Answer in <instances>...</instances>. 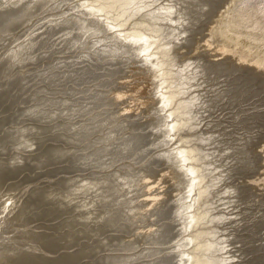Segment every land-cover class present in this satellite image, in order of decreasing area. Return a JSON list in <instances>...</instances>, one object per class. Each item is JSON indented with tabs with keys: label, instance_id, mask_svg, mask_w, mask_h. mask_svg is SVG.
<instances>
[{
	"label": "bare ground",
	"instance_id": "bare-ground-1",
	"mask_svg": "<svg viewBox=\"0 0 264 264\" xmlns=\"http://www.w3.org/2000/svg\"><path fill=\"white\" fill-rule=\"evenodd\" d=\"M72 1L74 2L72 3ZM213 1L216 2V0H0L1 38L2 35L4 36L5 34L12 36L14 33L13 36H15V34H17L15 33L16 31H21L22 27L27 22L36 18L40 13L46 11H50V13H58L57 10L61 13V10H67V12L62 13L60 17H57L54 23L47 25L46 30L35 34L28 41L22 36V39L19 40L15 47L11 48L10 46V51H7L10 54L13 53V61L18 67H23V65L26 66V64H34L40 61L44 62L43 60L53 58L54 52H59V54L64 52L75 53V58H70L69 60L60 57L58 62L54 63L56 65H53L47 71L45 70L46 72L44 74L42 72V74L38 73L37 75L31 76L25 75L23 72L20 74L17 71L20 75L17 78L15 76L16 80L14 81H16V84L19 83L21 85L20 92L23 90H26L25 93L28 92V90L31 89L30 85L33 82H36L37 79L43 78L46 79L48 83L50 82V87L52 86L53 90L57 87L63 90L64 84L68 82L70 84L68 89L73 98H77L81 92L82 95L83 92L86 93L82 97L78 96L80 99L76 101L73 99L75 101L72 103L73 105H68L70 108L68 107L69 109L63 110V112H50L48 108L45 107V105L51 104L48 102H43L39 106H33L32 108L21 103L22 106L19 105L20 107H16L15 105L18 109H15L17 111L12 116L0 121V152H2L0 155L6 156L2 159L3 161H0V189L9 183L10 185H14L22 182L27 179L28 175L31 173H33V175L35 173L39 174L43 172L54 173L58 168L50 171H45V169L55 165L58 167L61 162L69 160V158L75 154L73 153V149L72 151L70 149L69 153L66 154L63 150L52 146L47 150L43 149L45 153L40 158H21L13 156L10 152V149H12L13 146L19 148L25 145H37V147L42 149L43 138L41 139L39 137L35 138V140L26 142L23 139L26 135L25 132H28L30 135L37 134L39 136L41 133L45 134V131L50 130V132H53L51 135L54 138V130H57L55 134L57 133L58 135L63 128L59 123V125H56L55 127L54 120H58L64 115L68 117L76 116L77 119H80L92 114V112L95 114L96 110L100 111L105 108L111 109L113 106L112 104L115 101L122 103L125 102L117 113L110 114L102 119L100 118L101 120H97L96 122H91L92 119H87L90 123H86L87 120L85 119V123H82L81 125L77 124L79 126L70 123L74 127L72 135L76 138L74 139L72 137L73 139L70 140V142L73 146L85 143L84 148H86V144L88 147V149H84V152L86 153H83V156H80V153L78 156H74L76 158V160H74L75 162L73 161L74 170H91L93 168L104 171L106 168H114L122 161H125L127 166L132 165L130 164L131 162H137L136 164L138 165H143L145 162L143 165L146 166L145 169L147 168L149 173L154 175H149L147 172L146 174L149 176L143 178L145 180V191L150 192L157 187L161 188L159 190L163 191L164 188H166L165 190L167 191V188H170L169 194H166L165 196L164 193L166 192L160 194L162 191L156 195L155 192L158 191L156 190L153 195H148L147 199L145 197L148 209L146 211L144 210V213L151 212V209L153 210L152 212L154 215L155 213H158V215H160L159 219L157 217L158 223L156 224H158V227L155 226L157 229H154V231L145 230L143 232L147 231L146 233L139 234L140 236L137 235L138 238L136 240H132L133 242L130 241L131 243L138 244L139 247L142 245L146 247L148 242H150L148 248L142 246L143 249L140 248V253H135L139 257H136L134 254V251H136L135 248V250L132 249L133 252H131V250L129 251L132 255H135L134 258H136V260L141 258L135 262L131 261L134 262L132 264L233 263L236 258L233 257L234 260L232 261L233 258L231 259V256H238L240 254V252L238 253L231 248L233 246L227 247L233 245L231 243L233 242V239L232 241H229L231 238H227L228 242H230L229 245H227L228 243H225L226 241H222V238L219 239L221 241L218 240V242V238L216 239V237L219 236L218 234H220V232L217 231V226L211 228L212 226H209V224H213V221L217 218V215H214V220H211V213L215 211L216 213H213L217 214L218 211L216 209L217 203L215 204L214 202L216 201L215 199H217L218 194V196L226 195V198L228 195L230 196H228L229 198L226 200L223 199L224 197L221 198V196L220 198L223 202H220V206H222V203L223 205L226 203L225 207H229L228 205L231 206L230 202L232 201L235 205L238 203L239 207L241 204L243 205L242 207H244V204L250 205V203H254L255 205H252L251 208H259L261 210L264 208V132L259 130L261 129L259 127L264 126L259 124H263L264 122V88L261 87V84L264 82V10L262 7H259L257 2H255L256 0H232L233 2L227 9L229 16H223H226L228 19L226 18L227 21H225L226 19L224 20L223 18L225 21L223 23L220 16L227 13L221 14V12L217 10L222 7H224L222 9L225 10L228 1H225L226 6H223L221 2L220 6L222 7H219V9V5L215 6V2ZM87 3H89V5H87ZM217 3L218 2H216V5ZM69 4L71 5L70 7H68ZM54 10L56 12H51ZM213 12H216V15L211 16L213 15ZM208 15L210 17L209 19L207 18ZM217 19H219V22ZM210 26H212V33L216 31L219 32L220 28V35L224 38V43H219V45H216L218 42L216 44H209V39L205 38L203 40L205 50L201 45L198 46L199 48H202V51L204 50L203 53L196 52L198 54L194 56H185L184 53L187 52V49H191L196 43H199V41L203 39L205 27L208 29ZM40 29L41 28H38V30ZM217 32L213 34L215 35L214 37H216ZM8 36L7 39L9 40L10 37ZM13 36L11 38H13ZM7 42L8 41L6 40V45H8ZM21 42L23 43L19 44ZM6 45L4 47H7ZM172 45L173 47H171ZM167 46H169L170 49L167 48ZM175 53H177L176 55L179 57L173 55ZM6 54L2 56L0 55V60L5 57V61H0L3 62L0 64V78H3L5 71L10 69V55L7 57L8 55ZM216 54H219V56L214 57ZM208 56L211 59L208 58ZM61 61H69L68 65L71 67L70 72H62L61 66L65 63H59ZM190 67H193L194 70L192 71V68ZM184 68L186 69L185 72H188V70L189 72L190 70L192 71L189 80H191V78H193V80H191L192 82L189 81L191 86H189L190 84L188 85L189 87L193 86L192 89L196 93V96L192 99L188 97V92L189 90L191 91V88L188 89L189 87L185 84H188L187 77L189 76V73H185L187 76L185 77L186 79L179 74V71L182 73L184 72ZM13 70L15 72V69ZM122 70L126 71V76L122 77V79L120 77L121 87L118 86L119 88H117L116 86L117 89L108 90V93L110 92L109 94H104V92H106L105 89L107 90V84L110 81L106 83L107 86L103 85L104 82H101L102 84L100 83V86L95 85L97 83L99 85V82L107 76H117V74H122ZM10 74L12 77L13 72ZM178 75L183 77V81L187 80L186 82H182L185 84V86L183 85L184 87L180 83L181 80L178 81L180 84L175 82ZM178 78L180 77L178 76ZM119 80H117L118 82L116 81L118 84ZM10 81L12 82V80ZM109 85H111V83ZM13 86L14 85H12V88ZM100 87H104L105 89L101 88L102 91ZM245 87L248 89L247 92L245 91ZM255 87H259V90ZM243 88H245V90ZM254 88L256 89V91H254L256 92L255 94L253 92V90H255ZM14 89L15 88H13V90L11 89V91L7 88L5 90L4 88L3 90L0 89V115L2 112H6L10 108L13 110V107L11 106L16 103L15 99L18 97L17 93L19 92L18 89ZM226 89L228 93H222L224 90L226 91ZM91 90L96 92L91 94L89 93ZM238 90L240 91V93L238 92L240 95L235 96L233 94L235 97L232 96V98L230 95L228 98H225V94L229 95ZM190 95H192V93ZM223 95L225 96L222 97ZM245 95L248 96L247 99L245 98ZM7 96L10 101L6 100L9 102L8 104H6V102L4 105ZM238 96H241L240 101L238 100ZM236 97H238V99H236ZM248 99L250 100L248 101ZM245 102H247V104H244L243 106L242 103ZM251 103L254 107L248 109ZM56 104H60L62 107L64 106L63 103ZM47 110L49 112H47ZM113 111L115 112L116 110L114 109ZM227 111H230V113L228 112V114ZM101 112H106V109ZM16 113H19V116L25 118L31 116L30 119H34V116L37 118L43 114V117H47L48 119H43L42 117V121L44 120L43 123L45 124L44 127L40 126V128L38 125L34 128L35 126H31V129L29 128L28 130V128H26L27 130L21 132V134L15 130L13 131L11 128L6 129L7 131L3 134V129L6 124L12 123L13 120L15 121L17 119ZM236 113L237 116L235 117ZM94 114L91 117H96ZM140 114L148 115L144 116L146 117V121L144 120V122L142 121L143 123H138L133 120H126L121 125L118 124L120 128L118 126L110 127L112 129L113 127L115 128L109 133L106 131L108 134L105 135L106 139L103 137V140H99L104 142L105 140H115V142L106 143L107 145L99 144L102 146L96 147L94 149L95 151H91V147L93 148L95 144L100 142H96L97 139L91 140L90 142L89 140L91 137L96 133L107 129L109 125L117 120L118 116H123L129 119ZM225 114L227 115V121L225 119L223 120L227 122V128L230 129H225L226 133L220 135L217 131L218 128L212 126V121L215 120L213 118H216L217 120L221 117L225 118ZM230 114L233 115L231 116ZM37 120L41 121L40 118H37ZM198 120L201 121L200 124L203 122L201 124L203 125V128L208 126L209 128H206L209 130L204 131L199 127L204 132H197L195 128L199 126V123L197 122L198 125L196 123ZM256 120H258L257 123L259 127L257 128H259V134L256 132L257 128L256 131H254V126H258L256 125ZM223 125H225V123L221 126ZM233 128L237 129V131L232 130ZM259 131L262 134H260ZM123 132L125 133L122 137L121 135ZM237 132H239V134H236ZM1 134L3 136H1ZM46 163H49L50 165L40 167V165ZM160 165H163V168L156 171L155 169H159ZM116 167L114 169H117ZM145 169L141 168L139 172ZM113 172L109 175L97 174L100 175L99 179L94 176L93 180L91 179L92 176L90 179H86L92 181L89 182V187L91 186V191H93H90L91 193L89 194L92 196L95 190L96 198H94L95 200L91 198L92 201L87 203V200L89 199L87 196L88 199H85L83 202L84 206L81 205L82 211L85 212L93 203H95V205L102 204L100 206L102 207L103 203L107 202V205L111 204L110 206L106 205L108 209L105 210L108 211L103 212L104 209L103 211L100 210L103 214H100L101 212L99 213V211L98 214L93 213V210L92 213L88 214V211L87 215L83 216L84 219L81 217L82 222L80 217L79 219H77L78 216H76L77 218L74 217L71 222L66 224V230H62L64 227L62 228L60 226L62 229L59 230L63 231L60 232L61 235L55 233L58 232V230H53L52 227L51 229L54 232L51 233L52 230L50 229L52 236L47 233L49 232L48 230L45 232V229H47V223L44 227L45 229L41 228V226H43L41 223V226L39 225L38 227L37 224L35 226H32L31 224L40 221L41 219L46 220L45 217H47V219L48 217L49 219L50 217L52 218L58 213V210L59 215L60 212L61 214H65L68 210L74 211V209H76V199H79L78 197L80 196L78 193H81L82 189H87L88 185L86 186L85 184L88 183L86 182L84 184L85 186L82 184V186L77 187L76 189L74 188L75 190L73 191V194H71L70 191V189H72L70 188L72 185H69L70 180H66L68 182H61L59 186H53L52 189L48 187L49 189L43 188L38 191L33 190L30 195L28 194L29 196H27L22 203L20 202L21 204L15 210L9 212V215L11 216L9 220V216H4L1 220L6 226L7 223H9L13 228H10L11 230L3 228L4 231L1 233L2 238L0 239V245H2L1 243L4 245V242H8V240L11 241L16 239V242L14 243H19L17 245L21 249H16L15 246L13 249L4 251L1 246L0 264H79L84 258L85 260L90 258L88 256H91V254L96 253L97 255L98 252H103L108 249V252L114 249L113 251L116 255L115 250L118 248V251H120L123 241H118L117 238L116 240H113L111 239L113 236L110 238L108 234V239L107 237H103L107 242L105 241L102 243V241L101 244L98 243L99 246L98 244L97 246L95 245L97 249L93 246L94 243L91 249L89 245H86L89 243L85 244L80 241L83 239L84 242L85 240L89 241L88 238L96 236L99 232H104V230L106 231V229L100 231V228H103L101 225H98L97 227V224L104 221L105 218H107V222H104L106 224L104 228H107V230H114L117 227H120V230L124 231L128 228L126 225L128 223L124 221L130 220L129 215H131L132 211L130 207L133 202V197L138 192V172L136 174H131L129 172L122 173V171L120 173L119 171L117 173ZM257 172L260 173V176L257 175L259 178L255 179V181L251 180L249 176ZM10 185L6 187L10 188ZM67 190L70 191V194H68L69 192ZM222 190H224V194H222ZM84 196H86V194H84ZM8 199L6 201H8ZM177 199L181 203H179V201L176 202L175 200ZM170 202H172L171 204L176 202L175 207L171 206L174 210L170 207H166ZM14 203L16 204V202ZM95 205L93 204V207ZM123 205L125 207H123ZM238 205L235 206V209H237L236 207ZM232 206L228 208V210L232 209ZM6 207H3L4 210ZM242 207H240V209ZM96 209L98 210L100 208L96 207ZM239 210L238 212L240 214ZM255 210L253 211L254 213L256 212L259 216L261 215L258 219L263 218V212L260 214L257 212L258 210ZM54 211H56L55 214ZM246 211H248V208ZM262 211H264V209ZM159 212L162 213L159 214ZM242 212L245 213L243 210ZM109 213L110 215L108 216ZM254 213L251 212L250 214L253 216L256 214ZM250 214L249 218L251 217ZM243 216L246 217L248 214ZM254 217L257 218V216ZM53 218H55V216ZM242 218L243 217L238 219L242 220ZM175 221L179 224L177 225ZM219 221L217 220L218 225L220 224L225 227L230 224V227L228 225L227 227L229 228L224 227L225 229L221 226V236L224 233L228 234L232 232L231 234H236L239 231H237V229H230L233 228L231 225H235L239 221L236 220L235 224H231L232 221L229 222L230 219L227 222L225 221V224L221 222V219ZM242 221H240V225L238 223L237 225L242 226L244 224ZM251 221L246 220V222ZM128 222V225H130V221ZM259 223L256 224L255 222L253 224H256L257 226ZM80 224H82L83 227H86V225L88 226V224H91L92 226L94 224V226L89 228L88 231H85L84 229L82 230V226H79ZM18 225L21 226V228H26L19 229ZM30 225L32 227H30ZM249 225H251V223ZM78 226L81 228H78ZM260 226L261 227L258 225L257 227L259 228H255L253 225L254 229H256L255 231L259 230L255 238L262 236L258 234L259 232H264L262 229L264 227L263 223H261ZM58 227L59 225L55 228ZM244 227L245 225H243V228ZM49 228L50 227L48 226V229ZM227 230H229L228 233ZM102 233L101 235H103ZM243 233L238 232L237 235ZM247 233L250 234V232ZM53 234L59 235H55L56 237L54 238ZM252 235L247 239L251 240L250 237ZM257 235L259 236L257 237ZM146 237L149 241H143ZM109 238L111 240H109ZM234 238H237V240L239 239L238 237ZM242 238H244V236ZM241 240L242 239L238 241ZM251 241H249V243L247 242V244H251ZM78 242L83 243V246H80L82 243L79 245V247H81L79 249L80 252L79 250L77 251L78 253H75L76 250L75 252H66L67 250L64 252L62 250H65V248L72 250L70 248L75 246ZM126 242L128 243V241ZM126 242L124 241L123 247H126ZM255 242L253 241V243ZM261 242L264 244L263 241ZM25 243L31 244V247L32 245L39 247L42 249L41 251L43 254H41V252H36L38 249H33L35 248L34 246L32 251H26L27 249L23 250ZM120 243H122V245ZM245 243H241L243 244V247ZM256 243H259V241ZM241 244L238 243L237 246L234 242V246L236 245L237 247H241ZM131 245L133 244L128 246ZM87 246L89 248H86ZM245 246L248 247L249 245ZM105 247L107 249L104 250ZM248 248L250 249V247ZM256 248H258V246L255 247V249ZM127 249L128 248L126 247V250ZM238 249V251H240V248ZM242 249H244V251L247 250L246 248ZM16 250H19L20 252H17ZM126 250L124 248V251ZM252 250L253 249L251 248V253L253 252ZM232 251L235 253L237 252L236 255L234 252L232 253ZM263 251L264 250L261 252ZM57 252L59 253L56 254ZM248 252L249 251L247 250L246 252H242V254L244 253L246 256L249 254ZM256 252L259 253V251ZM106 253L104 252V254ZM111 253L110 255L112 256L113 254ZM18 255H20L19 258L15 257ZM252 255L255 256V254ZM239 257H237V261H240ZM247 257H250V254L249 256L247 255ZM255 257L257 258L258 256ZM262 257L257 259H263L264 262V257ZM108 258L106 259L108 260ZM116 258L115 261L109 260V262L100 259L101 262H95L92 264H117L119 261L120 264L123 263L121 262V258L116 262ZM127 258H125L126 261L128 260ZM103 259H105V257ZM240 259H242V257ZM255 259L252 258L251 262L254 263ZM122 260L125 261L124 259ZM13 261L14 263H11ZM91 261L88 263L91 264ZM94 261H97V259ZM241 263L243 264L245 261ZM236 264L238 263L236 262Z\"/></svg>",
	"mask_w": 264,
	"mask_h": 264
},
{
	"label": "rangeland",
	"instance_id": "rangeland-1",
	"mask_svg": "<svg viewBox=\"0 0 264 264\" xmlns=\"http://www.w3.org/2000/svg\"><path fill=\"white\" fill-rule=\"evenodd\" d=\"M177 1V0H176ZM201 1H204V0H201ZM207 1H210V0H207ZM228 1V3H229V1L230 0H219V1H217L216 0V2H218V3H220V4H218L217 3V5H216V2L215 1H213V2H215V6H218V9H219V7H222V6H220L221 5V2H222V5L223 6H226L227 5V8L225 7V10L224 9H222V8H224V7H222L221 9H219V10H217V11H219V12H221V14L222 13H227V14H223V15H221L220 16V19H222L221 21H223V23L225 22V21H227V17L229 16V12H227V9L229 8V5L233 2L232 0L230 1V3L228 4H226V2ZM74 1H72V3H73ZM224 2V3H223ZM255 2H257L258 3V5H259V7L261 8L262 7V9L264 10V0H256ZM226 4V5H225ZM87 5H89V3H87ZM71 5L69 4V6L68 7H70ZM197 6H198V4H197ZM192 10H194V9H192ZM222 10V11H221ZM58 11V13H50V11H46V12H43V13H40V14H38L37 15V17L36 18H33L32 20H30L29 22H27L23 27H22V29H21V31L20 30H18V31H16L15 33H17V34H15V36H13L14 35V33H13V38H11L12 36H8L7 34H5L4 36H5V38H4V36L2 35V38H1V36H0V47H1V49H0V55L2 56V55H5L6 54V52L9 50L10 51V46H11V48H13V47H15V45L19 42V40H21L22 39V36L26 39V41H28V40H30L35 34H37V33H39V32H42V31H44V30H46V28H47V25H49L50 23H54V21L56 20V18L57 17H60L61 15H62V13H64V12H67V10H65V11H63V10H61L62 12L60 13V11L59 10H57ZM216 11V12H217ZM51 12H56L55 10L54 11H51ZM216 12L214 13H212L213 15H211V16H214V15H216ZM42 14V15H41ZM40 15V16H39ZM49 15V16H48ZM54 15V16H53ZM57 15V16H56ZM224 15H228L227 17L225 16V17H223ZM51 17V18H50ZM53 17V18H52ZM207 18L209 19L210 17H209V15L207 16ZM223 18H224V20H223ZM214 20V19H213ZM215 21V20H214ZM217 21L219 22V19H217ZM207 22H208V20H207ZM213 26V25H212ZM212 26H210V27H208V29H206V27H207V25H206V27H205V30H204V36H203V39H201L200 41H199V43H196L195 44V46H193L191 49H187V52H185L184 53V55L185 56H187V57H189V56H194V55H196V54H198V53H203L204 52V50H205V45H204V43H203V40L205 39V38H207V39H209L208 40V42H209V44L210 43H212V44H216L217 42V44L216 45H219V43L220 44H223L224 42V38L222 37V35H220L221 34V31H220V28H219V32H217V34H216V37H214L215 35H213L214 33H216V32H214V33H212L213 32V30L211 29V27ZM38 28H41L40 30H38ZM36 31V32H35ZM18 33H19V35H18ZM219 33V34H218ZM120 34V33H119ZM8 37H10V43H9V40L7 39V36ZM17 35V36H16ZM220 35V36H219ZM215 38V39H214ZM5 41H4V40ZM6 40L8 41L7 42V44L8 45H6L5 43H6ZM24 42V41H23ZM23 42H21V43H19V44H22ZM222 42V43H221ZM3 43V44H2ZM12 43V44H11ZM179 44V43H178ZM7 46V47H4V46ZM174 45V44H173ZM173 45L171 46V47H173ZM201 45V47L204 49L203 51H202V48H199L198 46H200ZM175 46H176V44H175ZM228 46V45H227ZM6 50H5V49ZM167 48H169L170 49V47L169 46H167ZM2 50V51H1ZM5 51V52H4ZM8 51V52H9ZM1 52H3V53H1ZM7 52V54L6 55H8L7 57H9V55H10V57H9V62H11V65H10V69H7L6 71H5V74H4V76H3V78L1 77L0 78V80L2 79V80H4L5 78V80L4 81H2L1 80V84H0V89L1 90H3V88H4V90L7 88L8 90H10L11 91V89L13 90V88H15L16 89V87H17V85H18V87H17V89H18V93H17V96L19 97V98H21V99H19L18 97L15 99V104H13V106H11V107H13V110H12V108H10V109H8L6 112H2L1 113V115H0V121L1 120H3V119H5V118H8L9 116H12L17 110H15V109H18V108H16V107H20L19 105H21V103H24V105L25 106H28V107H30V108H32L33 106H39L40 104H42L43 102H48V103H51L50 105H45V107H47L48 108V110L50 111V112H52V111H54V112H57V111H60V112H63V110H66V109H69L70 107L68 106V105H73L72 103H74L76 100H78V99H80V97H82V96H84L86 93L85 92H83V95H82V92H81V94L80 95H78V96H80L79 98H78V96H77V98L75 97V98H73L72 97V94H71V92L69 91V83L68 82H66L65 84H64V87H63V90H61V88H54V90H53V87L51 86L50 87V82L48 83V81L46 80V79H37L36 80V82H33L31 85H30V90H28V92H26L25 93V91L26 90H23L22 92H20V88H21V85L18 83V84H16V81H14V80H16V78L21 74V72H23V73H25V75H31V76H34V75H37L38 73L40 74H42V72H43V74L49 69V68H51L53 65H56V64H54V63H57L58 62V59L60 58V57H64L65 59H70V58H75L74 56V54L75 53H69V52H64V53H60L59 54V52H54V55H53V58H49V59H46V60H43L44 62H37V63H34V64H26V66L25 65H23V67H21L20 65V67H18V65L17 64H15V62L13 61V57H12V55H13V53H8ZM196 52H198V53H196ZM177 53H175V54H173V55H175L176 57H179V56H177L176 55ZM210 54H211V52H210ZM209 54V55H210ZM219 56V54L217 55H214V57H218ZM6 57V58H7ZM12 58V59H11ZM208 58H210L209 56H208ZM2 60H0V61H5L4 59H5V57H3V58H1ZM64 59V60H65ZM211 59V58H210ZM188 60H189V58H188ZM13 62V63H12ZM62 62H64L65 64H62V66H61V70H62V72H70L71 71V67L68 65L69 64V61H61V62H59V63H62ZM1 63H3V62H0V64ZM17 63V62H16ZM13 64H15V65H13ZM12 65H13V68H12ZM17 65V66H16ZM193 65V64H192ZM194 67V66H193ZM193 67H190V68H192L191 70L193 71L194 69H193ZM189 68V69H190ZM195 68V67H194ZM13 69H15V72H14V70ZM185 69V68H184ZM13 70V71H12ZM23 70V71H22ZM46 70V71H45ZM127 70V69H126ZM183 70V69H182ZM190 70V72H189V70H188V72H185L186 71V69L184 70V72L182 73V72H180L179 71V74H181L183 77H184V79H186L185 77H187L186 76V74L185 73H189L188 75V77H187V80H188V84L187 83H185L187 86L190 84V82H192L191 80H193V78H191V80H189L190 78L189 77H191L190 75H192L191 74V71ZM20 73H18V72ZM25 71V72H24ZM124 71V72H123ZM9 72V73H8ZM11 72H13V74H12V77H11ZM7 73V74H6ZM121 73L122 74H120V75H118L117 74V76H107V77H105V79H106V81H105V79H103L102 81H100L99 82V85H98V83L97 84H95L96 86H100L102 83L101 82H104V84L103 85H106V83H108L109 81V83L106 85L107 86V90L104 88V87H100V89L101 88H103V89H105V91L106 92H104V94H109L108 93V90H110V89H117V88H119V87H121V79H122V77H125L126 76V71L125 70H122L121 71ZM125 75H124V74ZM16 74H18V75H16ZM123 75V76H122ZM181 75H178L180 78H178V76H177V80L175 81L176 83H178V84H180L181 83V85L183 86H185V84L184 83H182V82H186L187 80H185V81H183V77L181 76ZM185 75V76H184ZM8 76V77H7ZM15 76H16V78H15ZM14 77V78H13ZM113 77V78H112ZM120 77H121V79H120ZM182 77V78H181ZM9 78V79H8ZM13 78V79H12ZM108 78V79H107ZM117 78V79H116ZM120 79V80H119ZM7 80H8V82H7ZM10 80H12V82L10 81ZM38 80H39V82H38ZM42 82H41V81ZM117 80H119V84L117 83L118 81ZM179 80H181L180 81V83L178 82ZM117 81V82H116ZM190 81V82H189ZM7 82V83H6ZM101 83V84H100ZM111 83V85H109ZM113 83V84H112ZM264 83V82H263ZM261 84V87L262 88H264V84ZM193 84V83H192ZM4 85V86H3ZM12 85H14L13 86V88H12ZM19 85H20V87H19ZM10 86V87H9ZM116 86H117V88H116ZM119 86V87H118ZM183 86V87H184ZM189 86H191V84L189 85ZM188 86V87H189ZM115 87V88H114ZM261 87H260V89H261ZM191 88V91L189 90V95H188V97L190 98V99H192L193 97H195L196 96V93H195V91L192 89L193 88V86L192 87H189L188 89H190ZM246 88V87H245ZM245 88H243L244 90H245ZM257 90H259V87H255ZM254 88V89H255ZM14 89V90H15ZM16 89V90H17ZM53 91H52V90ZM256 89L255 90H253V92L254 91H256ZM102 90V89H101ZM240 91H242L241 89H239ZM237 91V92H235V93H232V94H225V95H223L222 97H224L225 96V98H228L230 95H231V97L233 96V97H235V96H237V95H240L239 93H240V91ZM55 91V92H54ZM61 91V92H60ZM103 91V90H102ZM246 92L248 91V89L246 88V90H245ZM24 92V93H23ZM38 92V93H37ZM51 94H50V93ZM94 92H96V91H92L91 90V92H89V93H94ZM192 93V95H194V96H192V95H190L191 93ZM228 93V91H227V89H226V91L224 90L222 93ZM239 92V93H238ZM23 95H22V94ZM40 93V94H39ZM88 93V94H89ZM193 93H195V94H193ZM238 93V94H237ZM256 92H254V94H255ZM37 94V95H36ZM235 96H234V95ZM253 94V95H254ZM36 95V96H35ZM88 96V95H87ZM191 96V97H190ZM246 96V95H245ZM255 96V95H254ZM8 97V96H7ZM6 97V99H5V101H4V105H5V103L6 104H8V102L10 101L9 100V97L7 98ZM230 97V98H231ZM232 97V98H233ZM238 97H239V99H238ZM238 97H236V99H238L239 101L241 100V96H238ZM224 98V99H225ZM246 99L248 98V96H246L245 97ZM244 98V99H245ZM75 101H74V100ZM6 100H9V101H6ZM250 99H248V101H249ZM17 101H18V103H17ZM21 101V102H20ZM247 101V100H246ZM30 102V103H29ZM40 102V103H39ZM116 102H117V104H116ZM56 103H63L64 104V106L62 107L60 104H56ZM119 103H121V104H119ZM53 104H54V106H53ZM123 104H125V102H118V101H115L112 105H110V106H112L111 107V109L110 108H105L106 109V112H101V111H103V110H105V109H101L100 111L99 110H96V112H95V114L92 112V114H89L88 116H85V117H83V118H76V116H71V117H68V116H63L62 118H59L58 120H54V125H55V127H56V125H59V124H61V126L63 127L62 128V130L60 131V133L57 135V133L55 134V132L57 131V130H54V138L52 137V135L51 134H53V132H50V130L49 131H45L44 133L45 134H40L39 136L36 134V135H30L28 132H25V136H24V140L27 142H29V141H32V140H35V138H43L42 139V145L43 146H41L42 147V149L40 148V147H37V145L36 146H23V147H19V148H15L14 146L12 147V149H10V152H11V154L13 155V156H17V157H21V158H40V157H42L43 155H44V153H45V151L43 150V149H45V150H47L48 148H50V147H56V148H58V149H61V150H63L66 154L67 153H69V150L71 149V151H72V149H73V153H75L74 154V156L76 157V156H78L79 155V153H80V156H83V153L85 154L86 152H84L85 150L84 149H88V147H87V144H86V148H84L85 147V143H82V145L81 144H76V145H74L73 146V144H71V142H70V140H72L74 137V135H72L73 133V129H74V127L71 125V124H74V125H76V126H79V125H81L82 123H85L86 122V120L88 119V120H91V122H96L97 120H101L103 117H106V116H108V115H110V114H114V113H117V111L119 110V109H121L122 108V106H123ZM243 104V106H244V104H247V102H245V103H242ZM15 105H16V107H15ZM18 105V106H17ZM22 106V105H21ZM109 106V107H110ZM246 106V105H245ZM69 107V108H68ZM254 106H253V104L251 103L250 104V107L248 108V109H252ZM236 108V107H235ZM116 110L115 112L113 111V110ZM21 110V109H20ZM47 110V112H49ZM56 110V111H55ZM111 110V111H110ZM227 110V109H226ZM95 111V110H94ZM97 111H99V112H97ZM230 113V111H227V113ZM4 113V114H3ZM228 113V114H229ZM94 114V116H96V117H91L92 115ZM141 115V116H140ZM140 115H135L136 117H133V118H126V117H123V116H118V118H117V120H115V122L113 123V124H111V125H109L108 127H107V129H104V130H102V132H99V133H96L95 135H93L92 137H91V139L89 140L90 142H91V140H96V142L97 141H100V140H103V137H104V139H106V136L105 135H108L107 134V132L106 131H108V133L109 132H111L115 127H117L118 126V124L119 125H121L124 121H126V120H128V121H134V122H138V123H143L144 122V120L146 121V117H144V116H146L147 114H140ZM226 115V114H225ZM231 116L233 115V114H230ZM44 115L42 114V115H40V116H36L38 119L40 118L41 119V121H42V117H43ZM99 116H102V117H99ZM148 116V115H147ZM237 116V113L235 114V117ZM81 117V116H80ZM87 117V118H86ZM99 117V118H98ZM227 117V115L225 116V118L224 117H221L222 118V120H221V118H219L218 120L216 119V118H213V119H215V120H211L212 121V126L213 127H217L218 128V133L220 134V135H222V134H224V133H226V131H225V129H230V128H227V125H226V123L227 122H225V120L227 119L226 118ZM16 120L14 121H12V123H8V124H6V126L4 127V129H3V134H5V132L7 131L6 129H11L12 128V130L14 131H16V132H18L19 134H21V132H24V131H26L27 129L26 128H28V130H29V128L32 126V127H34V128H36V126H38V127H44L45 126V124L43 123V121L41 122L40 120H37V118H35V116L33 117L34 119H30L31 118V116H27L26 118L25 117H22V116H19V113H16ZM72 120H71V119ZM90 118V119H89ZM101 118V119H100ZM121 118V119H120ZM43 119H48L47 117H43ZM86 119V120H85ZM223 119H225V120H223ZM258 119V118H257ZM37 120V121H36ZM88 120H87V122L86 123H90V122H88ZM122 120V121H121ZM141 120V121H140ZM217 120V121H216ZM262 120V119H261ZM263 120H264V118H263ZM263 120H262V122H263ZM77 121V122H76ZM143 121V122H142ZM225 123V125H223V126H221L222 124H224L223 122ZM227 121V120H226ZM73 122V123H72ZM79 122V123H78ZM119 122V123H118ZM199 123V126H197L196 128H195V130L197 131V132H204L205 130H209V129H207V128H209L208 126H206V127H204V128H206V129H204L202 126L203 125H201L200 124V120H198V121H196V123ZM213 122H215V123H213ZM255 122V121H254ZM258 120H256V125H258ZM43 123V124H42ZM53 123V122H52ZM59 123V124H58ZM71 123V124H70ZM198 123H197V125H198ZM217 123V124H216ZM41 124V125H40ZM77 124H79V125H77ZM117 124V125H116ZM221 124V125H220ZM241 124V123H240ZM259 124H261V125H264V122H263V124L262 123H259ZM201 125V126H200ZM50 126V125H49ZM112 126H115V127H113V129L112 128H110V127H112ZM220 126V127H219ZM238 126V125H237ZM31 127V128H32ZM40 127V128H41ZM119 127V126H118ZM199 127H201V128H199ZM257 127H259V125L258 126H254V131H256V128ZM263 127V128H262ZM30 128V129H31ZM120 128V127H119ZM199 128V129H198ZM259 128H261V129H259ZM259 128H257V134H259L258 133V129L259 130H261V132H264V126H261V127H259ZM198 129V130H197ZM200 130V131H199ZM220 130V131H219ZM232 130H235V131H237V129H235V128H233ZM263 130V131H262ZM221 131H222V133H221ZM127 132V131H126ZM231 132V131H230ZM260 132V131H259ZM260 132V134H262ZM125 132H123L122 133V137L124 136L123 134H124ZM50 134V135H49ZM99 134V135H98ZM236 134H239V132H237ZM48 135V136H47ZM56 135V136H55ZM1 136H3L2 134H1ZM99 136V137H98ZM263 136H264V133H263ZM66 137V138H65ZM73 137V138H72ZM95 137V138H94ZM52 138V139H51ZM74 139H76V138H74ZM100 139V140H99ZM221 140H223V139H221ZM45 141V142H44ZM88 141V142H89ZM101 142V143H100ZM99 143H97V144H95L94 146H93V148L91 147V151H93L96 147H100V146H102V145H107L108 143H110V142H115V140H105V142L104 141H100ZM87 143V142H86ZM107 143V144H106ZM99 144H102V145H99ZM80 145V146H79ZM78 146V147H77ZM37 147V148H36ZM71 147V148H70ZM77 148V149H76ZM83 148V149H82ZM13 150V151H12ZM95 151V150H94ZM0 153H2V152H0ZM6 153V152H5ZM5 153H3V154H5ZM82 154V155H81ZM73 155H72V157H70L69 158V160H65V162H61V164H59L58 165V167L55 165V166H50L49 168H47V169H45V171H50V170H53V169H56V168H58V169H56L57 171H55L54 173H45V172H43V173H39V174H34L33 175V173H31L30 175H28V177H27V179H25V180H23L22 182H20V183H17V184H14V185H10V183L9 184H7L6 186H9L10 185V188L11 187H13V188H9V187H6V186H3L2 187V189H0V239L2 238V232L4 231V229L3 228H7L8 230H11L10 228H13L12 227V225L10 224L9 225V223H7V226H6V224H4V222H2L1 220L4 218V216L5 217H7V216H9L8 217V220H9V218L11 217L10 215H9V212L11 211V210H15L21 203H22V201L25 199V198H27V196H29L32 192H33V190H41V189H43V188H48V187H50V189H52V187L54 186V187H56V186H59L60 184H61V182H68V181H66V180H70V182H69V185H72V186H70V188H72V189H70V191H71V194H73V191L77 188V187H80V186H82V184H83V186H87L88 185V188H90V189H82V192L81 193H78V195H80L78 198L79 199H76L77 201H78V203H77V201L75 202L76 204H75V206H76V209H74V211H67V213L65 212V214H61V212H60V215L58 214L59 213V210H58V213L57 214H55L56 213V211H54V216H55V218H51L50 217V219H49V217H48V219H47V217H45V219L46 220H40V221H36V222H34L33 224H31L32 226H35L36 224H37V227L40 225V223H41V225H43V226H41V228H44L45 227V225H46V223H47V225H46V227H47V229H45V232H46V230H48L49 232H47V233H49L50 235H51V233H54L53 232V230H58V232H55V233H59L60 234V232L62 231V230H66L67 229V227H65L66 226V224L67 223H69V222H71V220H73L74 219V217L75 218H77L76 216H78V218L77 219H79V217H80V219H81V217H83L84 215H87V213H88V211H89V213L88 214H90V213H92L93 211V213H97L98 214V211H99V213L101 212L100 210H102L103 211V209H104V211L103 212H105V211H108V210H105V209H108V207H106V203L107 202H105V203H103V206L102 207H100L102 204H96L95 205V203H93L95 206L93 207V204L88 208V210H86L85 212H86V214H85V212L84 211H82V206H84L83 205V202H84V200L86 199H88L87 198V196L89 197V199L87 200V203L88 202H91L92 201V199L91 198H93V200H95L94 198H96V192H95V190H94V192H93V194H92V196H90L91 194H89V193H91L92 191H91V186L89 187V182L91 181H89V180H86V179H90V177L92 176V180L94 179V177L95 178H97L98 177V179H99V176L101 175V174H103V175H109V174H111L112 172H113V169L116 167V166H118L119 164L121 165V167H120V165L118 166V167H116L117 169H114V172L113 173H117L118 171H119V173L122 171V173H126V172H129V173H131V174H136L137 172H138V176H137V183H139L138 184V186H139V188H138V192H137V194L133 197V202H132V205H131V209H132V211H131V215H129L130 216V220H126V221H124V222H127L128 224H129V222L128 221H130V225H128V224H126L127 226H128V228L129 227H131V228H129V230H128V228H126L124 231L125 232H127V233H125L123 230L121 231L120 230V227H117V228H119V229H111V230H107V228H104V226L106 225L104 222H107V218H105V220L104 221H102L101 223L99 222V224H97V227H98V225H101V227H103V228H100V231L101 230H103V229H106V231H108V232H106L105 230H104V232L102 233V232H99L100 233V235H99V233H98V235H96V236H93V237H95V238H93V237H91V238H88L89 239V241H86L85 240V242H84V239L83 240H80V241H82L83 243H89V244H86V245H89V247H91V249H92V247L93 246H97V244L99 243V244H101V242L102 243H104L105 241H106V239L105 238H103V237H107V239H108V237L110 236V238L113 236V238H111V239H113V240H116V238H117V240L118 241H123L122 243H123V245H124V241L126 242V241H128V243H130V244H133V245H131V246H134V247H131V246H128V245H130V244H128L127 242V245H126V247L128 248L127 250H126V247L124 246L123 247V245H122V243H120L121 245H122V247L120 248V251H118L119 249L117 248L115 251H116V255L114 254V249L113 250H111L110 252H108V250H105V249H107L106 247L104 248V250L105 251H103V249H102V251L103 252H98L97 253V255H96V253H94V254H91V256L92 255H95V256H88V257H90V258H87L86 260H85V258H84V260H81V262L79 263V264H83V263H85V264H89L90 263V261H91V264L92 263H95V262H101V260L100 259H102V261L104 260V261H106L107 259L106 258H108V257H111V258H108V262H109V260H113V261H115V258L117 257V255H118V259L116 258V262L117 261H119L120 259L119 258H121V262H123L122 264H132V263H134L135 261H138L139 259H141V258H138V260H136V258H134L135 257V255L136 254H139L140 253V248L141 249H143L142 248V246H144V245H142L143 243H145V242H143L142 244H139V245H142V246H138V244H134V243H131L130 241H132V240H136L137 238H138V236L137 235H141V234H143V233H146V232H143V231H145V230H153L154 231V229L156 230L157 228L155 227V226H157L158 224H156V223H158V220H157V217H158V219H159V216L160 215H158V213H155V215H154V213L152 212L153 210L151 209L150 211L152 212H146V214L144 213L148 208H147V201H146V199H147V196L148 195H153L154 194V192L156 191V190H158L157 192H155V194L157 195L158 193H160V191H162L160 194H163L164 192H166V193H164V196L166 195V194H169V192H170V188H167V191L165 190L166 188H164V191L163 190H159V189H161V188H155L154 190H152V191H150V192H147V191H145V180L143 179V178H146L147 176H149V175H153V174H151V173H149V170H147V168L145 169V167L146 166H143L144 165V163H143V165H138V164H136L135 162V164L133 163V162H131L130 164H132V165H129V166H127L126 165V163H125V161H122V162H119L114 168H111V169H109V168H106V169H104V171L103 170H100V169H88V170H85V169H79V170H74L75 168H73V165H74V160H76V158L74 157ZM6 156H2V155H0V161H3L2 159H4ZM73 158V159H72ZM73 162V163H71V162ZM124 162V163H123ZM50 163V162H49ZM49 163H46V164H43V165H40V167H43V166H47V165H50ZM72 165H71V164ZM69 164H70V166H69ZM134 164V165H133ZM142 164V163H141ZM138 165V166H137ZM146 165V164H145ZM67 166V167H66ZM69 166V167H68ZM123 166V167H122ZM143 166V167H142ZM162 166V167H161ZM71 167V168H70ZM120 167V168H119ZM127 167H128V169H127ZM136 167V168H135ZM131 168V169H130ZM134 168V169H133ZM141 168H144L145 170H147V171H145V170H142L141 172H139V170H141ZM159 168V167H158ZM163 168V165H160V168L159 169H155L156 171L158 170H160V169H162ZM165 168V167H164ZM68 169V170H67ZM120 169V170H119ZM130 170H132V171H130ZM137 170V171H136ZM106 171V172H105ZM135 171V172H134ZM145 171V172H144ZM103 172V173H102ZM142 172H144V173H142ZM148 172V174H146ZM141 173V174H140ZM153 173V172H152ZM96 174V175H95ZM97 174H100V175H97ZM143 174V175H142ZM260 173L259 172H257V173H255V174H252L251 176H249L250 177V179L251 180H254L255 181V179H257V178H259V175ZM257 175H259L258 177H257ZM94 176V177H93ZM154 176V175H153ZM152 177V176H151ZM141 179H142V181H141ZM63 180H65V181H63ZM86 180V181H85ZM141 182H139V181ZM28 181V182H27ZM256 181H258V180H256ZM17 182V181H16ZM15 182V183H16ZM82 182V183H81ZM84 182V183H83ZM88 183V184H85V183ZM92 182V181H91ZM22 183V184H21ZM19 184V185H18ZM58 184V185H57ZM85 184V185H84ZM16 185V186H15ZM17 185H18V188H17ZM24 185V186H23ZM74 185V186H73ZM77 185V186H76ZM5 187V188H4ZM75 188V189H74ZM26 189V190H25ZM49 189V188H48ZM140 189V190H139ZM14 190V191H13ZM87 190V191H86ZM169 190V191H168ZM25 191V192H24ZM28 191V192H27ZM31 191V192H30ZM68 191V190H67ZM70 191H68L69 193L68 194H70ZM89 191V192H88ZM91 191V192H90ZM223 191V193L222 194H224V190H222ZM84 192V193H83ZM87 192V193H86ZM26 194V195H25ZM29 194V195H28ZM82 194H83V196H82ZM84 194H86V196H84ZM89 194V195H88ZM22 195V196H21ZM77 195V196H78ZM219 195V194H218ZM217 195V199H218V201H219V198L221 197V198H223L224 200H226V199H228L229 197L227 196V198L225 197L226 195H221V196H218ZM76 196V197H77ZM95 196V197H94ZM137 196V197H136ZM9 199H8V198ZM145 197H146V199H145ZM2 198V199H1ZM13 198V199H12ZM216 198V197H215ZM221 198H220V201H219V203H218V201H217V199H215L216 201H214L215 202V204L217 203V207H216V209L218 210L217 211V214H214L213 212H215V211H213L212 213H211V220H214L213 218H214V215L216 216L217 215V218L215 219V221H216V223H217V220L219 221L220 219H221V222L222 223H224L225 221L227 222L229 219H230V221L229 222H231V224H235V222H236V220L237 221H239V222H237L239 225H240V221H242L244 224L243 225H245V227L243 228V225H242V222H241V225L242 226H239V225H237V223L235 224V225H231L233 228H230V229H234V230H236L237 229V231L239 232V233H243V232H245V233H243V234H238L237 235V233L236 234H231V233H228V231L230 230H227V233L228 234H223L222 236H221V232H222V227H223V229H225V228H229L230 227V224H228L229 225V227H227L228 225H226V227L225 226H222V225H218V223L216 224L215 223V221H213V222H211V223H213V224H209V226H212L211 228H215V226H217L216 227V229H217V231L218 232H220V234H218L219 236H217L216 237V239H217V241L219 240V239H221L222 241L224 240V242L227 244V245H229L230 244V242H228V239L227 238H231V240H229V241H232V239H233V242H231L233 245H229V246H227V247H231V246H233V247H231V248H233V250L235 251H237L238 253L240 252V254L237 256L236 255V253L234 252V251H232V253L234 252V254L236 255V256H231V259L233 258V257H235L236 259H235V261H233L234 260V258L232 259V261H233V263H230V264H236V262L239 264V262H240V264H242L241 262H244L245 261V263H243V264H264V262H263V259H261V260H258L257 258H261L262 256L264 257V251L263 252H261L262 250H264V244H262V242L261 241H263L264 242V239H262V238H264V232H259L258 234H260V235H262V236H259V235H257V237L258 238H255L256 237V234H257V232L259 231V230H257V231H255L256 229H254V227H253V225L255 226V228H259V227H261L260 225H261V223H263V226H264V221H263V219H264V215H263V218H259L258 219V217H260L259 216V214H257L256 212V214L253 212L255 209L256 210H258L257 212L258 213H262L263 212V214H264V211H262L264 208H262V210L261 209H259V208H254L253 209V207L251 208V206L252 205H255L254 203H250V205L248 204H244V207H242L243 205L241 204L240 205V207H242L241 209H240V207H239V205H238V203L236 204V205H238L236 208L237 209H235V204L231 201L230 203H231V206H232V209H229L228 210V208H230L231 206L230 205H228L229 207H225V205H226V203H224V205H223V203H222V206H220L221 204H220V202H223V200H221ZM8 199V201H6ZM9 200H10V202H9ZM15 200V201H14ZM90 200V201H89ZM7 203H6V202ZM176 202H178L179 200L177 199V200H175ZM4 202H5V204H4ZM14 202H16V204L14 203ZM21 202V203H20ZM176 202H174L173 204H171L172 202H170L169 203V205H167L166 207H170L171 208V206L172 207H175V203ZM9 203H11V204H9ZM179 203H181L180 201H179ZM229 203V204H230ZM8 204V205H7ZM14 204V205H13ZM105 204V205H104ZM109 204V203H108ZM171 204V205H170ZM228 204V203H227ZM4 205V206H3ZM17 205V206H16ZM82 205V206H81ZM98 205V206H97ZM111 205V204H110ZM110 205H107V206H110ZM214 205V204H213ZM246 205V206H245ZM8 207V210H7V207ZM12 206V207H11ZM51 206V205H50ZM129 206V205H128ZM249 206V207H248ZM3 207H6V209L4 210V208ZM92 207V208H91ZM96 207L97 208H100V209H96ZM123 207H125L124 205H123ZM127 207V206H126ZM135 207V208H134ZM138 209H137V208ZM226 209H225V208ZM218 208H221V209H218ZM244 208V209H243ZM247 208H248V211L251 213H254L255 215H253L252 216V214H250L248 211H246L247 210ZM250 208V209H249ZM135 209V210H134ZM171 209H173L174 210V208H171ZM240 209V210H239ZM93 210V211H92ZM134 210V211H133ZM137 210V211H136ZM145 210V211H144ZM157 210V209H156ZM176 210V209H175ZM228 212H227V211ZM238 210L240 211V214H239V212H238ZM242 210L243 211H245V213L246 212H248L247 214H248V216H246L247 214H245L244 212H242ZM252 210V211H251ZM255 210V211H256ZM261 210V211H260ZM91 211V212H90ZM220 211V212H219ZM225 211V212H224ZM237 211V212H236ZM260 211V212H259ZM71 212V213H70ZM73 212H74V214H73ZM82 212V213H81ZM103 212H101L100 214H103ZM111 212V211H110ZM145 214H143V213ZM154 212H155V210H154ZM160 213H162V212H159V214ZM216 213V212H215ZM220 215H219V214ZM16 214V213H15ZM15 214H14V216H15ZM75 214H77V215H75ZM82 214V215H81ZM112 214V213H111ZM141 214H143V215H141ZM156 214H157V216H156ZM213 214V215H212ZM239 215V217H238V215ZM245 215L246 217H244L243 215ZM249 214H250V216L253 218L254 216H257V218L256 217H254L253 219L250 217L249 218ZM57 215V216H56ZM62 215V216H61ZM110 215V213L108 214V216ZM137 215V216H136ZM149 215V216H148ZM152 215V216H151ZM219 215V216H218ZM58 216H59V218H58ZM147 216V217H146ZM156 218H155V217ZM213 216V217H212ZM241 217H243L242 218V220H239ZM144 218V219H143ZM220 218V219H219ZM239 218V219H238ZM83 219H84V217H83ZM140 219V220H139ZM145 220V221H144ZM245 220V221H244ZM246 220L247 221H251V222H246ZM263 222H262V221ZM50 221V222H49ZM43 222V223H42ZM81 222H82V219H81ZM123 222V223H124ZM176 223H177V221H175ZM179 222V221H178ZM220 222V221H219ZM256 222V224L257 223H259L258 225H259V227H257L256 226V224H253V223H255ZM52 225H50V224ZM60 223V224H59ZM63 223V224H62ZM251 223V225H249ZM104 224V225H103ZM179 223H177V225H178ZM225 224V223H224ZM253 224V225H252ZM21 225V224H20ZM30 225V227H32ZM58 226L59 225V227L58 228H55L56 226ZM84 225H86V224H84ZM237 225V226H236ZM250 226V228H249V226ZM8 226H9V228H8ZM22 226V225H21ZM21 226H19L18 225V227H19V229H22L21 228ZM48 226L50 227L49 229H48ZM54 226V227H53ZM79 226H82V230L84 229L85 231H88V229L89 228H92L93 226H94V224H93V226L91 225V224H88V226L86 225V227L84 226L83 227V225L82 224H80ZM78 226V228H81V227H79ZM220 226V227H219ZM222 226V227H221ZM236 226V227H235ZM239 226V227H238ZM248 226V227H247ZM51 227H52V229H51ZM158 227V226H157ZM225 227V228H224ZM235 227V228H234ZM253 227V228H252ZM24 228H26V227H24ZM23 228V229H24ZM87 230H86V229ZM98 228V229H99ZM220 228V229H219ZM240 228V229H239ZM246 228V229H245ZM249 230H248V229ZM18 229V228H17ZM50 229L52 230L51 231V233H50ZM59 229H62L61 231L59 230ZM215 229V230H216ZM219 229V230H218ZM250 229H252V230H250ZM263 229V231H264V227L262 228ZM6 230V229H5ZM241 230V231H240ZM246 230V231H245ZM111 231V232H110ZM255 232V233H253V232ZM63 232V231H62ZM142 232V233H141ZM247 232H250V234L249 233H247ZM101 233L104 235H101ZM111 233V234H110ZM59 234H57V235H59ZM109 236H108V235ZM115 234V235H114ZM125 234V235H124ZM217 234V233H216ZM230 234H231V237H230ZM246 234V235H245ZM249 234V235H248ZM253 234V235H252ZM54 235V238L57 236L56 234H53ZM56 235V236H55ZM61 235V234H60ZM139 235V236H140ZM226 235V236H225ZM228 235V236H227ZM235 235V236H234ZM250 235H252L250 238H251V240L253 239V238H255L253 241L255 242L256 240L257 241H259V243H253V241H251V240H249V239H247ZM52 236V235H51ZM225 236V237H224ZM240 236V237H239ZM244 236V238H242ZM246 236V237H245ZM120 237V238H119ZM234 237H238L239 239L238 240H240V239H242L241 241H238L237 240V238H234ZM261 237V238H260ZM109 238V240H111ZM122 238V239H121ZM148 238H150V237H148ZM93 239V240H92ZM103 239V240H102ZM105 239V240H104ZM94 240H96V241H94ZM146 240H148L149 241V239H147V237H146V239L144 238V240L143 241H146ZM221 240H219V241H221ZM236 240V241H235ZM244 240V241H243ZM248 240V241H247ZM261 240V241H260ZM10 240H8V242L6 241V242H4V245H3V243H1L2 245H0V251L3 249L4 251H6V250H8V249H13V248H15V246H16V249H21L20 247H18V245L17 244H19V243H14V242H16V239H14V240H11L10 242H9ZM18 241V240H17ZM147 241V242H148ZM218 241V242H219ZM238 241V242H237ZM245 241H246V243H245ZM249 241H251V244H247V242L249 243ZM12 242V243H11ZM82 242H80V243H82ZM107 242V241H106ZM110 242V241H109ZM133 242V241H132ZM234 242H235V244L237 245L238 243L239 244H241V243H245L244 244V247H243V244H241L242 246L240 247H237L236 245L234 246ZM7 243V244H6ZM80 243L78 242L75 246H73L72 248H70V249H72V250H68V249H66L65 248V250L64 249H62L64 252L66 251V252H75V250H76V252L75 253H78L77 251L81 248V247H79V245H80ZM83 243L80 245V246H83ZM93 243H94V245H93ZM96 243V244H95ZM150 242H148V244H149ZM253 243V244H252ZM99 244H98V246H99ZM146 245V247L148 248L149 247V245ZM256 244V245H255ZM258 244V245H257ZM262 246H261V245ZM93 245V246H92ZM151 245V244H150ZM245 245H249L248 247H250V249L248 248V247H246ZM257 247L258 246V248H256L255 249V247ZM260 245V246H259ZM1 246H2V249H1ZM10 246H11V248H10ZM14 246V247H13ZM27 246V247H26ZM33 246L34 245H32V247H31V244H27V243H25V247L23 246V250L25 249H27L26 251H32L33 249H38V251H36V250H34V251H36V252H41V254H43V252L41 251L42 249H40L39 247H37V246H34L35 248H33ZM95 246V247H96ZM253 246V247H252ZM88 246L86 247V248H89ZM94 247V248H95ZM131 247V248H130ZM145 247V246H144ZM145 247V248H146ZM234 247H235V249H234ZM237 247V248H236ZM260 247V248H259ZM7 248V249H6ZM33 248V249H32ZM77 248V249H76ZM93 248V249H94ZM124 248H125V250L126 251H124ZM136 249V251H134V254L132 255V253L131 252H133V250H135ZM138 248V249H137ZM238 248H240V251H238L239 249ZM242 248H246L249 252V254H250V257H247V255L249 256V254H247L246 256H245V254L243 253L242 254V252H246V251H244V249H242ZM251 248L253 249L252 251V253H251ZM261 248H263V249H261ZM95 249H97V247L95 248ZM133 249V250H132ZM243 251H242V250ZM260 249V250H259ZM101 250V249H100ZM131 250V252H129ZM232 250V249H231ZM17 252L19 251V250H16ZM106 251H107V253H106ZM128 251V252H127ZM138 251V252H137ZM256 251H259V253H257ZM20 252V251H19ZM60 252H61V250H60ZM79 252H80V250H79ZM104 252L107 254H104ZM112 252V253H111ZM117 252H118V254H117ZM254 252H256V253H254ZM59 252H57L56 254H58ZM109 253V254H108ZM110 253L111 254H113L112 256L110 255ZM55 254V253H54ZM233 254V255H234ZM242 254V255H241ZM252 254H255V256H258L257 258L255 257V256H253ZM102 255H104V256H102ZM132 255V256H131ZM241 255V256H240ZM253 257H252V256ZM261 255V256H260ZM19 256L20 255H18V256H15V257H17V258H19ZM99 258H98V257ZM102 256V257H101ZM240 256V257H239ZM101 257V258H100ZM105 257V259H103ZM128 257V258H127ZM136 257H139V256H137L136 255ZM237 257H239V260L240 261H237L238 260V258ZM242 257V259H240ZM244 257H245V259L246 260H248V261H246L245 259H244ZM247 257V258H246ZM262 257V258H263ZM93 258V259H92ZM125 258H127L128 260L126 261L125 260ZM251 260H250V259ZM252 258H256L255 259V261H254V263H252L251 261H252ZM91 259V260H90ZM97 259V261H94V260H96ZM100 261H99V260ZM122 259H124L125 261H123ZM90 260V261H89ZM130 260V261H129ZM242 260V261H241ZM257 260V261H256ZM94 261V262H93ZM131 261H134V262H131ZM263 262V263H261V262ZM89 262V263H88ZM120 262V261H119ZM117 263V264H120V263ZM128 262H130V263H128ZM250 262V263H249ZM256 262V263H255ZM11 263H14V261L13 262H11ZM78 264V263H77ZM115 264V263H114Z\"/></svg>",
	"mask_w": 264,
	"mask_h": 264
}]
</instances>
